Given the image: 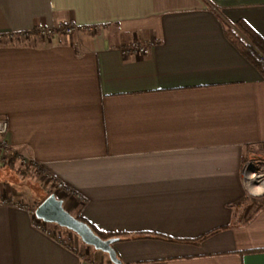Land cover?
Returning <instances> with one entry per match:
<instances>
[{"label": "crops", "instance_id": "crops-1", "mask_svg": "<svg viewBox=\"0 0 264 264\" xmlns=\"http://www.w3.org/2000/svg\"><path fill=\"white\" fill-rule=\"evenodd\" d=\"M238 21L264 40V0H0V32L97 26L0 42V118L16 156L0 161V264H113L75 233L35 228L50 193L120 234L123 264H264V200L241 176L264 147V73L228 37ZM134 39L154 44L123 56Z\"/></svg>", "mask_w": 264, "mask_h": 264}, {"label": "built area", "instance_id": "built-area-1", "mask_svg": "<svg viewBox=\"0 0 264 264\" xmlns=\"http://www.w3.org/2000/svg\"><path fill=\"white\" fill-rule=\"evenodd\" d=\"M97 28V26L90 25H77L74 22H69L66 24H57L56 26H47V25H38L33 29L24 30L20 32H0V42L3 40H7L10 43H21L23 41L29 40L33 34H36L39 38L47 39L53 36L55 33L60 32L64 35L70 36L76 30H92ZM154 44L153 41H149L147 43H142L139 40H132L129 44L123 46L120 51L123 56H128L130 54L135 55H145L149 52L150 47ZM8 131V123L6 119L0 118V161L2 163H7L10 159V156L15 154L9 143L6 139V134ZM22 162L25 160L23 157H20ZM32 168L38 169L39 166L37 164H32ZM51 182L54 187L61 192L63 195L71 198L75 201L82 202L83 196L75 191L72 187L64 184L59 180H54L51 175L44 174ZM241 176L244 179L251 180L257 185H264V147L262 151L252 156H249L241 169ZM264 194V192L260 193ZM256 195V194H255ZM259 195V194H258ZM35 228L42 231L46 235H50L49 223L39 220L37 218L34 219Z\"/></svg>", "mask_w": 264, "mask_h": 264}, {"label": "water", "instance_id": "water-1", "mask_svg": "<svg viewBox=\"0 0 264 264\" xmlns=\"http://www.w3.org/2000/svg\"><path fill=\"white\" fill-rule=\"evenodd\" d=\"M34 216L47 223L57 224L75 233L83 243L93 247L95 250L107 254L108 259L113 264H123L117 257L113 244L118 240L117 237L107 239L97 235L91 227L69 213L64 207L61 199L55 194H48L35 208Z\"/></svg>", "mask_w": 264, "mask_h": 264}, {"label": "trees", "instance_id": "trees-1", "mask_svg": "<svg viewBox=\"0 0 264 264\" xmlns=\"http://www.w3.org/2000/svg\"><path fill=\"white\" fill-rule=\"evenodd\" d=\"M226 33L228 37L233 40L240 51L247 56V58L253 62L256 66H259L261 71L264 73V40L245 22L243 21H238L233 25V28L228 26ZM239 34H242L252 45H254L259 51L260 55L256 54L252 47L246 43L243 42V40L240 38ZM262 55V56H261ZM16 158L15 154L11 155L9 161L7 163H11L14 159ZM263 200L259 201L257 205H261ZM74 217L77 219L86 222L91 229L99 235L103 239L111 238V237H120V234L118 233H105L101 232L97 229H95L90 223H88L84 218H82L79 214L75 213L73 214ZM55 228L59 229H65L63 227L58 226L57 224H52ZM68 232L73 233L70 230L65 229ZM210 234V233H209ZM205 234L198 238L197 240H194L192 242H200L203 238H205L207 235Z\"/></svg>", "mask_w": 264, "mask_h": 264}, {"label": "rangeland", "instance_id": "rangeland-1", "mask_svg": "<svg viewBox=\"0 0 264 264\" xmlns=\"http://www.w3.org/2000/svg\"><path fill=\"white\" fill-rule=\"evenodd\" d=\"M28 176V175H27ZM25 177V180H23V179H21V180H23L20 184H21V186H24L25 187V184H26V188L27 189H30V190H33L34 191V193H36L37 195H38V193H40L39 191V189H43L41 186V183L38 181V179L36 178H31L30 176L29 177ZM246 185V184H245ZM246 188H247V186H246ZM247 190H248V188H247ZM248 194H249V198L251 199V200H258V201H261V200H264V194H259V195H255V194H252L251 193V191H249L248 190ZM39 199H40V197H42V195H40V196H37ZM38 199V200H39ZM50 226V225H49ZM77 236V235H76ZM74 237H75V235H74ZM89 248H91V246L89 247ZM93 248V247H92Z\"/></svg>", "mask_w": 264, "mask_h": 264}, {"label": "bare ground", "instance_id": "bare-ground-1", "mask_svg": "<svg viewBox=\"0 0 264 264\" xmlns=\"http://www.w3.org/2000/svg\"><path fill=\"white\" fill-rule=\"evenodd\" d=\"M245 183L247 184V187L253 194H259L262 191L264 192V185H257L248 179H245Z\"/></svg>", "mask_w": 264, "mask_h": 264}]
</instances>
